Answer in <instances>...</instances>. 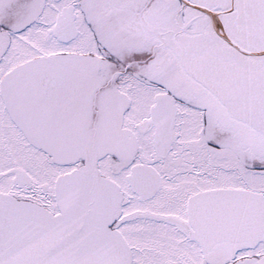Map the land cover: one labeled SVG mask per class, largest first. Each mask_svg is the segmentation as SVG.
<instances>
[{
    "label": "snow or ice",
    "instance_id": "6c2138e0",
    "mask_svg": "<svg viewBox=\"0 0 264 264\" xmlns=\"http://www.w3.org/2000/svg\"><path fill=\"white\" fill-rule=\"evenodd\" d=\"M0 264H264V0H0Z\"/></svg>",
    "mask_w": 264,
    "mask_h": 264
}]
</instances>
